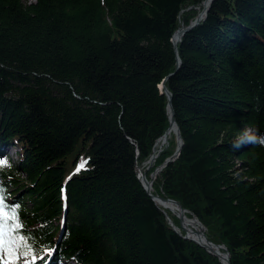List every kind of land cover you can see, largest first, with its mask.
Masks as SVG:
<instances>
[{
  "label": "trees",
  "instance_id": "obj_1",
  "mask_svg": "<svg viewBox=\"0 0 264 264\" xmlns=\"http://www.w3.org/2000/svg\"><path fill=\"white\" fill-rule=\"evenodd\" d=\"M206 1L0 0V197L36 264H224L138 168L230 264H264V145L232 148L264 134V0H215L175 48ZM162 83L183 146L151 165Z\"/></svg>",
  "mask_w": 264,
  "mask_h": 264
},
{
  "label": "snow or ice",
  "instance_id": "obj_2",
  "mask_svg": "<svg viewBox=\"0 0 264 264\" xmlns=\"http://www.w3.org/2000/svg\"><path fill=\"white\" fill-rule=\"evenodd\" d=\"M5 163L6 161L0 158V166ZM82 167L83 165H80L77 172ZM17 207H9L0 197V264H19L21 259L24 264H36L37 256L33 254L30 237L24 232ZM28 258H31L30 261Z\"/></svg>",
  "mask_w": 264,
  "mask_h": 264
},
{
  "label": "bare ground",
  "instance_id": "obj_3",
  "mask_svg": "<svg viewBox=\"0 0 264 264\" xmlns=\"http://www.w3.org/2000/svg\"><path fill=\"white\" fill-rule=\"evenodd\" d=\"M208 5H209V3L204 4V10L208 7ZM201 15H202V13L199 16H201ZM180 33H181V31H178L176 33V35L174 36V39H173L174 42L178 41V39L180 37ZM175 132H176V126L172 125L170 127V130L168 131L167 138H165V135H164L163 138L157 142L155 149H154V155L151 158V160L149 161V163L151 165L157 160V156L163 152L161 150H164L165 147H166V150L168 149L169 139L173 134H175ZM141 175H142V178H144V172L142 169H141ZM150 182L151 181L145 182V185L148 187V189L150 191H152L153 186L150 185ZM156 201L165 210L170 211L173 215H175L180 221L179 216L181 215V210L176 205H174V204H172L166 200L162 201L160 199H157ZM170 223L173 224L171 220H170ZM180 225H181V228L185 232L186 235H188L191 239L195 240L196 242L200 243L201 245L207 247L208 249L218 253L220 255L222 261L225 264L227 263L226 253H223L221 248H217V247L208 243L206 237L204 236V228L201 226V224L195 218H189L187 216V213H185V219L183 220L182 224L180 223ZM172 226L174 227V225H172ZM176 230H178V229H176Z\"/></svg>",
  "mask_w": 264,
  "mask_h": 264
},
{
  "label": "water",
  "instance_id": "obj_4",
  "mask_svg": "<svg viewBox=\"0 0 264 264\" xmlns=\"http://www.w3.org/2000/svg\"><path fill=\"white\" fill-rule=\"evenodd\" d=\"M214 1H215V0H208V1L205 3V4L209 3L208 7L202 12V15L199 16V17L197 18V20H196V21H195L190 27H188V28H184V27H183V28H181V29L179 30V31H181V33H180V37H179L178 41H177V42H174V40H172V41H173V44H174V46H175V48H177L178 43L181 41L182 37L185 35L186 32L190 31L193 27L197 26L202 20H204V19L206 18V15H207V13H208V11H209V9H210V6H211V4H212ZM176 33H177V32H176ZM176 33H175V35H176ZM175 35H174V36H175ZM173 39H174V37H173ZM160 89H161V90H164L165 94L167 95V97H168V99H169V107H168V110H169V113H170V127H171L172 125H175V126H176V132H175V135L177 136V144H178V147H177V150H176V153L174 154V156H173L172 158H170L169 160L166 161V164H165V165H167L168 163L174 161L175 159H177V158L179 157L180 152H181V149H182V146H183V142H182V139H181V135H180V132H179V128H178V126H177V124H176V122H175V119H174V111H173L172 104H171L172 96H171V94L167 91V89H166V87H165V83H162V85L160 86ZM170 127H169L168 131L170 130ZM168 131H167L166 134H165V138H167ZM158 157H159V155L157 156V158H158ZM139 172H140V178H141L142 185H143V187L146 189L147 193L152 197V199H153L154 202L157 203V201H156L157 199H160V200H162V201H163V200H166V201H168V202H170V203L176 205V206L181 210V215L179 216V218H180V223L182 224L183 220L185 219V213H186V210H184L183 206H182L179 202H177V201H174V200H167V199H164V198H161V197H157V196L152 195V194H151V191H150V190L148 189V187L145 185V182H148V181H147V178H146V174H144V178H142V175H141V168H139ZM155 178H156V177H153V178H152V181L150 182V185H151V186H153V181H154ZM157 204H158V203H157ZM203 228H204V227H203ZM174 229H175V228H174ZM175 230H176V229H175ZM204 236L206 237V239H207V241H208L209 244H211V245H213V246H215V247H217V248H221L222 250H225V251H226V248H223V247H221V246L214 245V244H212V243L208 240V238H207V236H206V233H205V228H204ZM185 239H188V240H191V241L195 242V243L198 244L200 247L204 248V249L207 250L209 253H211L212 255H214V256H216V257H218L220 260H222L221 257H220V255H219L218 253H216V252H214V251L208 249L207 247L201 245L200 243H198V242H196L195 240L191 239L188 235L185 236ZM226 255H227V263H226V264H230V256H229L228 253H226ZM222 262H223V261H222ZM223 263H224V262H223ZM224 264H225V263H224Z\"/></svg>",
  "mask_w": 264,
  "mask_h": 264
},
{
  "label": "clouds",
  "instance_id": "obj_5",
  "mask_svg": "<svg viewBox=\"0 0 264 264\" xmlns=\"http://www.w3.org/2000/svg\"><path fill=\"white\" fill-rule=\"evenodd\" d=\"M245 145H264V134H258L255 129L248 128L243 131V133L233 141V150H239Z\"/></svg>",
  "mask_w": 264,
  "mask_h": 264
},
{
  "label": "rangeland",
  "instance_id": "obj_6",
  "mask_svg": "<svg viewBox=\"0 0 264 264\" xmlns=\"http://www.w3.org/2000/svg\"><path fill=\"white\" fill-rule=\"evenodd\" d=\"M175 135V134H174ZM176 138H177V136H176ZM164 150H166V147L164 148ZM164 150H161V151H164ZM10 152V154L12 155V157H13V159L14 160H16V154H15V151L14 150H10L9 151ZM138 171H139V168H138ZM152 177H156L155 175H153ZM139 178H140V172H139ZM141 179V178H140ZM197 220V219H196ZM198 221V220H197ZM200 223V222H199ZM201 224V223H200ZM202 226V225H201ZM203 227V226H202ZM177 231V230H176ZM205 233H206V230H205ZM222 247V246H221ZM224 248V247H223ZM223 251V253H224V251L225 250H222ZM44 258V256L42 255V256H40L38 259H40V258ZM222 261V260H221ZM47 263V261H45V263L44 264H46ZM23 264H24V261H23Z\"/></svg>",
  "mask_w": 264,
  "mask_h": 264
}]
</instances>
